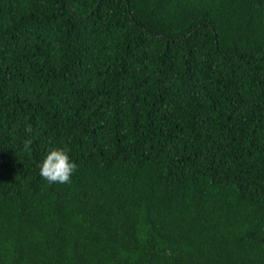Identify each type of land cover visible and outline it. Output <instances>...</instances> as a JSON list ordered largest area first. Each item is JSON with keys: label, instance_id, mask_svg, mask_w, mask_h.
<instances>
[{"label": "trees", "instance_id": "trees-1", "mask_svg": "<svg viewBox=\"0 0 264 264\" xmlns=\"http://www.w3.org/2000/svg\"><path fill=\"white\" fill-rule=\"evenodd\" d=\"M0 264H264V0H0Z\"/></svg>", "mask_w": 264, "mask_h": 264}, {"label": "clouds", "instance_id": "clouds-1", "mask_svg": "<svg viewBox=\"0 0 264 264\" xmlns=\"http://www.w3.org/2000/svg\"><path fill=\"white\" fill-rule=\"evenodd\" d=\"M25 131L31 133V126L26 127ZM31 139L24 141L23 147L28 151L31 146ZM39 175L48 183H69L73 173L77 169V165L70 160L68 152L65 148L52 147L48 149L42 162L38 165Z\"/></svg>", "mask_w": 264, "mask_h": 264}]
</instances>
